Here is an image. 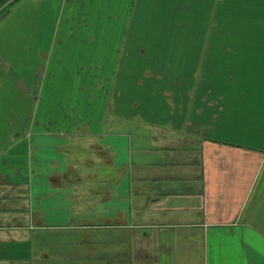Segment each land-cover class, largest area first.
Returning a JSON list of instances; mask_svg holds the SVG:
<instances>
[{"label": "crops", "instance_id": "obj_1", "mask_svg": "<svg viewBox=\"0 0 264 264\" xmlns=\"http://www.w3.org/2000/svg\"><path fill=\"white\" fill-rule=\"evenodd\" d=\"M132 7V31L145 23L151 28L154 20L174 23L156 31L172 36L173 45L143 39L150 30L128 33L126 65L132 67L123 64L115 80L110 124L99 116L98 125L59 132L69 146H91L87 140L94 137L97 148L91 150L100 170L109 172L97 178L96 206L108 222L71 219L87 213L71 211V203L87 206L86 196L73 200L85 188L72 164L70 173L48 177L46 191L28 207L29 225L0 220V264H264V0H136ZM31 8L29 30L22 29L28 18L22 14L0 26V119H11L3 122L9 130L0 125V134L18 137L20 145L24 71H43L34 84L27 83L36 86L39 110L41 84L48 85V97L55 86L69 85L59 75L62 52L56 49L72 53L80 41L71 25L39 29V8ZM45 31L52 40L41 39L42 48L28 40ZM180 35L190 46L179 43ZM35 48L42 60L23 65L22 55ZM135 59L144 74L140 84L133 81ZM231 118L244 120L242 130L236 125L229 131ZM85 230L98 232L89 234L91 241L75 238L74 231Z\"/></svg>", "mask_w": 264, "mask_h": 264}, {"label": "rangeland", "instance_id": "obj_2", "mask_svg": "<svg viewBox=\"0 0 264 264\" xmlns=\"http://www.w3.org/2000/svg\"><path fill=\"white\" fill-rule=\"evenodd\" d=\"M70 1V7L66 5V0H5L0 6V26L3 25L2 28H4L9 19L10 21H14L12 18L14 14H22L23 17L28 18L23 20V26L20 25V28L22 26V29L26 28L25 30H29L32 24L29 15H31L33 4L34 7L38 6V15L42 16V19L40 18V22L37 24L40 27L39 29L44 24L47 27L53 24V31L54 29H61L62 27L71 25L75 28L74 32L80 36L78 48L72 53L63 48L56 49L62 52L61 65L59 66L62 72L59 75H65L66 78L64 80L68 81L69 85H62V87L55 86V94L53 92L48 97L46 93L48 85L41 84L44 88L39 110L37 101L34 100V89L36 86H31L27 83L34 84L36 78L37 80L41 78L43 71L41 69L39 71L38 69L24 71V79L22 80V83H25L22 86L24 110L19 126V129H22V135H18L22 139L21 145L18 143V140H20L18 137L14 140L12 138L13 135L7 132L0 134V213L6 214L5 218L0 216V220L1 222H7V226L12 223L14 226L22 224L26 227L27 224L29 225L28 207L31 209V206L36 204L40 191L41 193L42 191H46L48 177L56 173H70L69 168L72 164H77L74 173L80 174L83 177V181L78 183V185L81 188H85L80 190L76 195L74 194L73 200L79 201L86 196L87 206L86 208L79 209L78 206L74 208L71 203V211L87 210V213H81L79 219L78 215H76L77 213H73L71 214V219H75L79 223L83 222L84 224L108 222L103 213H98L99 206H96L98 200H101L100 193L95 192L99 184L97 178L99 174L104 175L109 174V172L100 170L101 165L97 164L100 162L96 156L98 154L92 151L97 148L94 144V137L90 136L87 140L91 146L87 145L86 147L83 145V147L75 142H72V145L69 146L68 138L64 135H59V132H66L70 127H93L95 124H99V116H101L104 124H106L105 122L109 123V120L106 121V117H111L110 109L113 108L111 107V102L113 98H116L115 80L121 72L123 64L124 69L125 67L127 69L128 67H132L126 65L130 55H128L129 52L127 53L125 45L127 42L126 37L132 31L131 26L134 20L132 2L134 1L135 3L136 0ZM4 12L7 15L3 14ZM209 24L211 28L213 23ZM158 25L161 28L162 26L174 28V23H158L157 20H154L150 23L151 28H148L145 23L142 25V29H138L137 31L134 29L131 33H136L137 36H140L145 30L146 32L150 30L148 33H145L143 39L150 40L158 46H167L171 43L173 45L174 39L172 36H164L156 32L159 30ZM51 28H48V31ZM36 36L28 40L32 41L35 44L34 46H40L39 49L43 47L41 39L46 41L45 38H48L49 42L52 40L51 34L49 32L46 34V31L42 38ZM187 36L190 37L189 35ZM181 38L182 35H180L179 43ZM58 41L59 38L56 40V45H58ZM164 42L169 43L164 44ZM181 42L183 46H190L185 44V40H181ZM33 50L32 54H29V50H27V54L22 55L23 65L30 67L32 63L34 64L38 60H42L36 53L37 48ZM136 56L140 58L142 55L136 54ZM140 63L142 62L140 61ZM102 65L106 67L103 71H101ZM136 66L135 71H132L133 81L135 80L136 83L138 81V84H140L144 80V74L137 60ZM53 71L49 70V73ZM55 72L57 73L58 70ZM101 75L104 78V80L102 79L103 82L101 81ZM17 80H19L18 77ZM104 83H107L106 88L104 87ZM13 87L17 90L15 86ZM58 90L60 93L56 94ZM118 94L120 95V92ZM40 95L41 91H39L38 97ZM47 98L48 100H46ZM36 107L38 116L33 118V110ZM10 120L9 118L0 119V125L5 127L6 131L9 130L6 124ZM138 120L140 121V119ZM229 122L228 129L230 132L235 129L236 125L241 127V130L242 126L244 127V120L242 118H231ZM50 131L52 133H49ZM16 141L17 144H14ZM106 141L110 142L111 138ZM99 142L102 144L104 141ZM67 144L70 147L69 149L73 148L71 151L66 147ZM5 145L11 149H3ZM119 145L122 149L125 147V144H122V140H120ZM125 157L126 151L125 154L124 152L122 153V158L125 159ZM105 160H108V158ZM119 174L122 173L119 172ZM31 180L33 182H30ZM31 184L33 185L31 186ZM36 185H40L41 188H35ZM105 191L103 190V192ZM106 193L109 195V192H105L104 194ZM5 209L7 210L6 213L3 212ZM56 216L59 217L60 221L64 220L63 215ZM97 232L95 230H85L74 231L73 233L75 234V238L85 237V240L91 241L93 238L89 234H96ZM118 234L115 235L118 236ZM6 235L8 236V234ZM103 237L107 238L105 234H103ZM6 241L11 245L9 239ZM103 247L105 251H109L110 249L109 246ZM2 251L3 249H0V252Z\"/></svg>", "mask_w": 264, "mask_h": 264}, {"label": "trees", "instance_id": "obj_3", "mask_svg": "<svg viewBox=\"0 0 264 264\" xmlns=\"http://www.w3.org/2000/svg\"><path fill=\"white\" fill-rule=\"evenodd\" d=\"M5 1V0H4ZM3 3V1L2 2H0V6H1V4ZM3 14H5V12L3 13ZM5 15H7V14H5ZM4 17V16H3Z\"/></svg>", "mask_w": 264, "mask_h": 264}]
</instances>
